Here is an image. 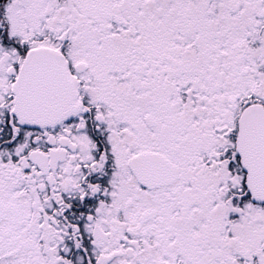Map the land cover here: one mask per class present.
Listing matches in <instances>:
<instances>
[{"label":"snow or ice","instance_id":"1","mask_svg":"<svg viewBox=\"0 0 264 264\" xmlns=\"http://www.w3.org/2000/svg\"><path fill=\"white\" fill-rule=\"evenodd\" d=\"M0 264H264V0H0Z\"/></svg>","mask_w":264,"mask_h":264}]
</instances>
